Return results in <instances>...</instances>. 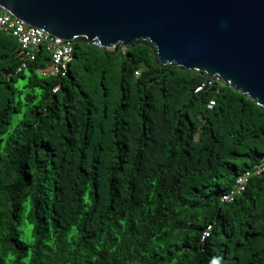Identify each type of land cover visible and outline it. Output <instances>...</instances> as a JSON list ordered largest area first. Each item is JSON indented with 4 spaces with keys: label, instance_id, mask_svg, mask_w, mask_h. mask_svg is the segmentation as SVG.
<instances>
[{
    "label": "trees",
    "instance_id": "16d2710c",
    "mask_svg": "<svg viewBox=\"0 0 264 264\" xmlns=\"http://www.w3.org/2000/svg\"><path fill=\"white\" fill-rule=\"evenodd\" d=\"M17 48L0 32V264H264V174L220 202L264 158L260 107L219 82L208 110L144 41L72 42L63 78Z\"/></svg>",
    "mask_w": 264,
    "mask_h": 264
},
{
    "label": "water",
    "instance_id": "95a60500",
    "mask_svg": "<svg viewBox=\"0 0 264 264\" xmlns=\"http://www.w3.org/2000/svg\"><path fill=\"white\" fill-rule=\"evenodd\" d=\"M58 39L151 44L158 62L217 79L264 111V0H0Z\"/></svg>",
    "mask_w": 264,
    "mask_h": 264
},
{
    "label": "built area",
    "instance_id": "2783aa9c",
    "mask_svg": "<svg viewBox=\"0 0 264 264\" xmlns=\"http://www.w3.org/2000/svg\"><path fill=\"white\" fill-rule=\"evenodd\" d=\"M0 32L9 34L17 43L16 57L18 65L15 73H21L27 69L29 63L34 62L36 52L39 47H43L48 53L49 60L45 68L37 72L43 77H60L63 78L67 74L68 66L72 60V42L58 39L39 29L32 28L10 15L9 13L0 10ZM219 81L214 78H206L199 84L194 92L198 93L205 88L213 89V97L208 101L206 108L212 109L215 104V96L219 94ZM59 90V86L52 89L53 93ZM264 174V158L253 169L247 170L236 177L232 189L223 194L220 198L221 203H231L235 198L242 195L249 181L253 177H259ZM210 226L201 234V240L208 237Z\"/></svg>",
    "mask_w": 264,
    "mask_h": 264
},
{
    "label": "rangeland",
    "instance_id": "374dc122",
    "mask_svg": "<svg viewBox=\"0 0 264 264\" xmlns=\"http://www.w3.org/2000/svg\"><path fill=\"white\" fill-rule=\"evenodd\" d=\"M26 205H28V203H26ZM23 240H24L25 242H30V241H31V239H30L29 237H24Z\"/></svg>",
    "mask_w": 264,
    "mask_h": 264
}]
</instances>
